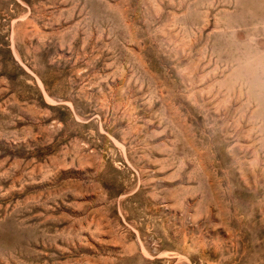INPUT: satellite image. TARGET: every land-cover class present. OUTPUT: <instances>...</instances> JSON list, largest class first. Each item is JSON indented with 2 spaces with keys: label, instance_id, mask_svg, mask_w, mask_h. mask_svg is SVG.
<instances>
[{
  "label": "rangeland",
  "instance_id": "obj_1",
  "mask_svg": "<svg viewBox=\"0 0 264 264\" xmlns=\"http://www.w3.org/2000/svg\"><path fill=\"white\" fill-rule=\"evenodd\" d=\"M0 264H264V0H0Z\"/></svg>",
  "mask_w": 264,
  "mask_h": 264
}]
</instances>
